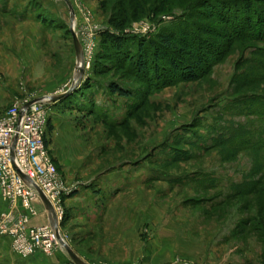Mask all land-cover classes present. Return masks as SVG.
Masks as SVG:
<instances>
[{
	"label": "rangeland",
	"instance_id": "obj_1",
	"mask_svg": "<svg viewBox=\"0 0 264 264\" xmlns=\"http://www.w3.org/2000/svg\"><path fill=\"white\" fill-rule=\"evenodd\" d=\"M36 2L52 17H39ZM46 2L0 0V114L17 100L64 92L73 81L69 10L63 0ZM70 2L89 67L75 95L57 104L46 137L60 175L76 188L71 195L88 189L106 204L72 221L64 198L62 238L88 264H264V167L253 178L260 179L255 192L233 190L262 156L213 142L236 123L259 124L247 115L246 99L264 93V82L239 92L235 79L252 70L264 42H235L199 80L153 91L132 66L107 59L101 36L152 38L176 23L185 3L177 1L170 15L154 12L153 0L142 13H132L130 0ZM124 9L134 18L118 31L109 20H120ZM112 84L132 97L111 92ZM36 208L45 212L39 202ZM58 252H65L60 245L47 256ZM64 264H73L67 253Z\"/></svg>",
	"mask_w": 264,
	"mask_h": 264
},
{
	"label": "trees",
	"instance_id": "obj_2",
	"mask_svg": "<svg viewBox=\"0 0 264 264\" xmlns=\"http://www.w3.org/2000/svg\"><path fill=\"white\" fill-rule=\"evenodd\" d=\"M146 1L130 0L135 3L132 13L145 11ZM177 1L185 5L181 10L182 14L176 17V23L152 38H139L136 42H129L125 35H116L109 31L101 36L104 47L110 50V58L107 59L116 61L119 66H132L137 72L136 75L142 74L143 82L149 83L153 91L174 82L199 80L227 56L235 42H264V0H153L152 7L156 13L171 15L175 12L172 8ZM36 4L39 17L45 12L52 17V13L43 5L39 2ZM132 13L124 9L120 20L111 18L109 21L115 29L123 31L134 18L130 17ZM67 31L70 33L69 29ZM255 51L259 57L254 58L252 70L238 75L235 79V87L239 92L253 84L257 88L258 83L264 82V49ZM110 91L122 98L132 97L130 91L117 84H112ZM75 92L55 103L63 104ZM246 101L247 115L256 116L259 124L236 123L234 128H227V131L224 130L213 140L217 147L230 149L233 153L242 150L262 156V160L258 158L254 163L253 172L246 175L242 183L233 185L234 195L255 192L260 179L253 178L264 167V93L253 92V96H249ZM136 106L133 105L132 108ZM87 110L89 115L95 114L92 107H87ZM51 128L48 122L47 132ZM45 143L48 145L49 141L46 140Z\"/></svg>",
	"mask_w": 264,
	"mask_h": 264
},
{
	"label": "built area",
	"instance_id": "obj_3",
	"mask_svg": "<svg viewBox=\"0 0 264 264\" xmlns=\"http://www.w3.org/2000/svg\"><path fill=\"white\" fill-rule=\"evenodd\" d=\"M81 46L85 70L89 61L86 46ZM32 100H17L0 114V197L8 206L0 212V236H8L12 250L20 256L35 252L51 255L59 245L49 223L30 226L40 213L36 203L43 205L34 184L51 203L58 221L63 214L62 200L76 190L63 180L45 143L53 103L41 99L24 109ZM15 136L12 158L10 148ZM17 170L34 184L23 180Z\"/></svg>",
	"mask_w": 264,
	"mask_h": 264
},
{
	"label": "crops",
	"instance_id": "obj_4",
	"mask_svg": "<svg viewBox=\"0 0 264 264\" xmlns=\"http://www.w3.org/2000/svg\"><path fill=\"white\" fill-rule=\"evenodd\" d=\"M45 4L46 1L50 2L51 0H41ZM71 1V0H70ZM99 0H89V3H96ZM25 20V19H24ZM26 25L28 26L29 23L33 22V18H27ZM57 104L53 103L50 109V117L49 122L52 125L53 120L52 116L57 113ZM48 140V138H47ZM49 144V143H48ZM52 157L54 158L55 163L58 166V158L51 152ZM89 191L84 190L81 191L78 189L73 195L68 196L65 198L66 204V211L67 215H72V221L76 220L77 218L85 219L87 216H90L93 207H97L100 205H105L106 200L103 197L96 193H89ZM85 197V198H83ZM7 205L2 201L0 198V212L7 210ZM44 210V208H43ZM31 220V224L33 225H42L49 223L48 218L45 212H41ZM11 239L9 237L1 236L0 237V264H64L66 261V253L65 252H58L54 257H49L47 254L42 252H37L32 256L23 259L18 256L15 252L11 250ZM74 251L78 254V252L74 249ZM79 255V254H78ZM80 256V255H79ZM81 257V256H80ZM84 259V258H83ZM86 261V260H85Z\"/></svg>",
	"mask_w": 264,
	"mask_h": 264
},
{
	"label": "water",
	"instance_id": "obj_5",
	"mask_svg": "<svg viewBox=\"0 0 264 264\" xmlns=\"http://www.w3.org/2000/svg\"><path fill=\"white\" fill-rule=\"evenodd\" d=\"M64 3L66 4L68 10H69V30L71 33L72 37V44L75 52V58H76V66H75V72L73 76V81L70 84L69 88L65 90L64 92H60L58 94H51V95H44L39 98H35L32 101L28 102L27 104L24 105V109L28 108L30 104H32L35 101L41 100V99H48L50 102L55 103L59 101L60 99L67 97L71 93H73L78 85H80L82 78L84 76V55H83V49L81 46V43L77 37V34L74 30V22H75V12L74 8L69 0H63ZM16 136L13 139L12 146L10 148L11 152V157L13 158V146L15 142ZM19 176L27 181L31 182V179L22 173L20 170H17ZM34 184V183H33ZM34 187L36 188L39 197L43 203L44 210L46 212L47 218L49 225L51 226L54 236L59 243V245L64 249V251L67 253L73 264H88L86 263L73 249L72 247L62 238L60 234V229H59V221L56 216V213L51 205V203L48 201V199L44 196V194L41 192V190L34 184Z\"/></svg>",
	"mask_w": 264,
	"mask_h": 264
}]
</instances>
